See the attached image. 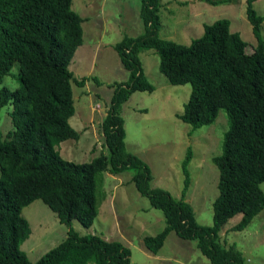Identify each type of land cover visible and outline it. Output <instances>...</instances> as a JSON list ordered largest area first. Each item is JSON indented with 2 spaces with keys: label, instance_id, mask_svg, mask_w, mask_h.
I'll return each instance as SVG.
<instances>
[{
  "label": "trees",
  "instance_id": "1",
  "mask_svg": "<svg viewBox=\"0 0 264 264\" xmlns=\"http://www.w3.org/2000/svg\"><path fill=\"white\" fill-rule=\"evenodd\" d=\"M256 1L247 0V18L257 40L249 53L241 33L232 31L228 20L206 24L204 35L190 45L162 39L160 0H141L146 32L115 46L130 77L116 88L103 121L110 155L79 163L65 159L56 146L81 137L71 125L76 113L73 85L84 88L88 81H79L71 65L85 43V19L74 10V0H0V109L12 106L15 124L7 137L0 131V264H131V250L122 242L82 235L74 228L75 220L93 226L105 200V193L98 197L105 174L126 167L136 169V188L165 218L160 233L145 237L148 251L157 254L174 231L184 240H197L212 264H249L235 245L222 243V233L235 216L243 217L233 230L243 231L264 210V17L256 12ZM152 49L158 52L159 70L171 86H191L180 120L196 130L225 111L230 122L222 153L213 159L219 168V196L212 226L200 225L186 200L190 147L183 161L181 199L152 188L149 165L126 150L120 109L133 94L155 92L140 59L143 51ZM17 63L20 87L14 91L2 87ZM37 200L70 231L61 244L32 263L22 250L32 234L22 211Z\"/></svg>",
  "mask_w": 264,
  "mask_h": 264
},
{
  "label": "rangeland",
  "instance_id": "2",
  "mask_svg": "<svg viewBox=\"0 0 264 264\" xmlns=\"http://www.w3.org/2000/svg\"><path fill=\"white\" fill-rule=\"evenodd\" d=\"M141 7V0H74V10L85 19V43L71 69L79 81L86 78L88 82L84 88L73 85L76 113L71 125L81 137L66 139L56 146L67 160L90 162L101 154L110 155L103 121L111 109L116 88L126 84L130 77L115 46L146 32ZM254 8L264 17V0L256 1ZM246 11L247 0H160L159 34L162 39L190 45L204 35L206 24L228 20L232 31L241 33L247 51L252 53L257 40ZM261 33L264 39V22ZM140 59L155 92L133 94L121 106L126 150L149 165L152 188L166 190L173 198L181 199L185 187L183 161L190 147L191 185L186 200L193 207L197 222L212 226L214 202L219 196V168L213 159L222 153L224 134L230 129L227 114L221 111L213 123L193 130L190 124L180 120L190 100L191 86L169 84L159 70L156 50L143 51ZM20 74L21 66L17 63L2 87L17 90L21 85ZM12 111V106L0 109V131L6 137L15 130ZM135 172V168L126 167L117 174L106 173L98 193L99 198H104L105 193L98 218L90 228L75 220L74 228L82 235L122 242L131 250V264H212L199 249L197 240H184L174 231L157 254L145 248V237L156 236L166 223L162 212L153 208L136 188ZM261 189L264 192V183ZM22 216L32 229L30 238L22 245L32 263L61 244L70 231V226L62 224L42 200L24 208ZM242 217L239 214L227 223L222 243L235 245L249 264H264V210L245 230H233Z\"/></svg>",
  "mask_w": 264,
  "mask_h": 264
}]
</instances>
